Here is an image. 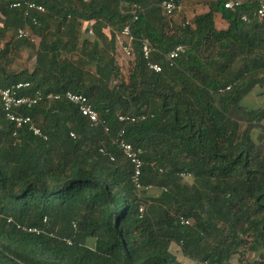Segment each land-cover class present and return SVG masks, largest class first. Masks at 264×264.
<instances>
[{
	"label": "trees",
	"instance_id": "1",
	"mask_svg": "<svg viewBox=\"0 0 264 264\" xmlns=\"http://www.w3.org/2000/svg\"><path fill=\"white\" fill-rule=\"evenodd\" d=\"M163 1L0 0V88L82 94L100 120L94 127L65 100H45L17 111L36 136L0 104V264H184L174 245L192 264H230L241 250L264 264V129L258 144L252 134L264 106L245 103L264 85V20L248 13L244 22L208 0L205 13L176 25ZM26 3L46 13L28 17ZM217 15L226 30L215 29ZM126 26L133 67L124 78L115 44ZM177 46L186 52L170 66ZM24 47L36 49L32 71L8 72ZM121 131L140 151V190L115 144Z\"/></svg>",
	"mask_w": 264,
	"mask_h": 264
},
{
	"label": "built area",
	"instance_id": "2",
	"mask_svg": "<svg viewBox=\"0 0 264 264\" xmlns=\"http://www.w3.org/2000/svg\"><path fill=\"white\" fill-rule=\"evenodd\" d=\"M87 1V0H83ZM222 2L225 10L231 12H238L241 15V20L247 22L248 13L252 15L254 19L259 21L264 20V0H257L255 3H244L240 0H218ZM19 4H11V8H18ZM26 16L30 17L29 13L34 12L38 14H45L46 10L43 6L35 3H26ZM181 4L175 2L174 0H165L161 3L160 9L163 14L167 17H172L175 13L180 12ZM35 23V20L32 19ZM137 21V16L132 13L131 23ZM89 35H92V31H89ZM17 39H30L29 34L25 30H18L16 33ZM31 40V39H30ZM132 36L130 33V26H126L122 31L116 35V43L120 48V53L123 58L131 59L133 56L132 51ZM141 54L146 61H149L150 55L153 52L152 46L148 40H142L140 43ZM186 49L183 46H177L173 51H171L166 60L170 66H173L175 61L184 53ZM149 70L160 73L161 67L158 64L148 62L147 64ZM31 90V85L28 82H18L6 88H0V104L6 119L14 124L17 130L26 128L29 132H32L36 136H40L39 129L34 125L32 119L28 116H23L19 112L20 109H31L34 106L40 104L43 101H61L65 100L69 104H72L78 109L81 117L85 118L90 125L96 127L100 124V120L96 111L88 103V100L82 94H74L71 92H66L64 94H47L44 95L42 92L37 91L33 94H29ZM228 90V89H227ZM119 122H134L135 119L131 117H119ZM124 132L121 131L118 135V139L115 142L117 148L122 152L124 158L128 160L134 169L133 184L136 190H140V174L142 162L139 158L140 151L133 149V147L126 143L123 139ZM70 137L74 138L73 134ZM145 206L140 207L139 213L142 215L145 212ZM8 222H11L9 220ZM189 222H184L187 225ZM19 228V227H17ZM25 231L26 229H22ZM28 232L37 233L39 232L35 229L27 230ZM69 244V242H68ZM206 264V263H203Z\"/></svg>",
	"mask_w": 264,
	"mask_h": 264
},
{
	"label": "rangeland",
	"instance_id": "3",
	"mask_svg": "<svg viewBox=\"0 0 264 264\" xmlns=\"http://www.w3.org/2000/svg\"><path fill=\"white\" fill-rule=\"evenodd\" d=\"M195 2V3H194ZM187 5L186 10L181 8L180 12H177L176 15L173 16V18L170 19V21L173 24L178 25L179 23H182L183 21H190L192 17L202 14L203 12L207 11L208 9V0H186L185 2ZM192 3V4H191ZM12 34L8 35L9 37ZM14 35V34H13ZM5 40H2L0 43V48L3 49V46L5 44ZM30 42L37 47L39 40L34 36H32V40ZM35 54L36 49H32L29 47H24V49L17 53L16 55H11V65L7 67L8 72H14V73H20L21 71H32L34 65H35ZM115 59H116V69L119 72L122 77L127 78L129 75V72L131 71L133 67V62L131 59L123 58L120 53V48L118 44H115ZM93 72V68H89ZM261 92V94H257ZM249 103H254L257 106H264V85L263 87H260L256 89V93H252L249 98L246 99ZM186 183H191V179H184ZM171 250L173 253L176 254L178 257V260L183 262L184 264H192L189 260L185 259L181 253L179 252V249L177 246H172ZM251 264L253 263L252 255L245 251L241 250L230 262V264Z\"/></svg>",
	"mask_w": 264,
	"mask_h": 264
},
{
	"label": "crops",
	"instance_id": "4",
	"mask_svg": "<svg viewBox=\"0 0 264 264\" xmlns=\"http://www.w3.org/2000/svg\"><path fill=\"white\" fill-rule=\"evenodd\" d=\"M185 5H183V9L184 10H186V7H184V6H186L187 4L186 3H184ZM206 12V11H205ZM205 12H203V13H205ZM214 25H215V29L217 30V31H224V30H226L227 29V24H226V22L225 21H223L221 18H220V16H215L214 17ZM172 30V29H171ZM259 87H256L253 91H252V93L254 92V93H256V89H258ZM251 93V94H252ZM251 94L249 95V96H251ZM257 94H261V92H259V93H257ZM249 96L247 97V98H249ZM246 98V99H247ZM245 99V103L247 104V105H249L252 109H257V108H260V106H257V105H255L254 103H249V102H247V100ZM263 129H264V122L263 123H261L260 124V126L259 127H255L254 129H252V134H253V140H254V142L255 143H257L258 144V141H259V138L261 137V135L263 134ZM172 247V246H171ZM170 250H171V248H170ZM172 251V250H171ZM175 254V253H174ZM176 255V254H175ZM177 257V256H176ZM178 258V257H177ZM180 261V260H179Z\"/></svg>",
	"mask_w": 264,
	"mask_h": 264
}]
</instances>
